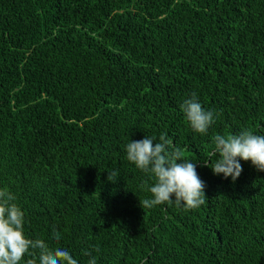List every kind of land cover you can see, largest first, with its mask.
<instances>
[{
    "label": "trees",
    "instance_id": "trees-1",
    "mask_svg": "<svg viewBox=\"0 0 264 264\" xmlns=\"http://www.w3.org/2000/svg\"><path fill=\"white\" fill-rule=\"evenodd\" d=\"M242 130L264 135V0H0V188L78 264H264V171L211 168L213 136ZM162 134L205 182L196 209L140 205L155 178L126 145Z\"/></svg>",
    "mask_w": 264,
    "mask_h": 264
},
{
    "label": "clouds",
    "instance_id": "clouds-1",
    "mask_svg": "<svg viewBox=\"0 0 264 264\" xmlns=\"http://www.w3.org/2000/svg\"><path fill=\"white\" fill-rule=\"evenodd\" d=\"M181 109L195 132L208 134L216 116L203 107L195 92L183 101ZM213 142L219 155L211 166L214 174H223L226 179L231 177L236 181L243 171L241 159L251 161L257 170L264 171V135L242 130L227 136L216 134ZM126 153L128 161L155 178V183L148 188L151 198L140 199L143 209L173 202L178 207L183 204L186 209H196L206 202V185L198 175L196 164L185 158L184 151L174 145L167 134L130 140ZM108 173V180L115 183L118 172ZM15 200L16 196L8 188H0V264H20L26 254H33V250L38 256V264H78L69 250L53 249L45 240L32 239L26 234L25 213ZM60 238V233L54 229L53 239L58 241ZM94 251L99 252V248ZM84 255L90 257L88 264H97L91 251L85 250ZM27 264H37V261L29 259Z\"/></svg>",
    "mask_w": 264,
    "mask_h": 264
}]
</instances>
